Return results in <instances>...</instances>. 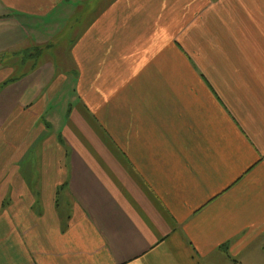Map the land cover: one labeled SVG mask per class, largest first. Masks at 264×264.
<instances>
[{
    "label": "crops",
    "instance_id": "obj_1",
    "mask_svg": "<svg viewBox=\"0 0 264 264\" xmlns=\"http://www.w3.org/2000/svg\"><path fill=\"white\" fill-rule=\"evenodd\" d=\"M0 264H264V0H0Z\"/></svg>",
    "mask_w": 264,
    "mask_h": 264
},
{
    "label": "rangeland",
    "instance_id": "obj_2",
    "mask_svg": "<svg viewBox=\"0 0 264 264\" xmlns=\"http://www.w3.org/2000/svg\"><path fill=\"white\" fill-rule=\"evenodd\" d=\"M88 4V3H87ZM86 10V9H85ZM63 22V23H62ZM59 24H63L64 25V21H60L59 23H57L56 25H59ZM40 25H42L41 23H40ZM56 25H54V26H56ZM44 26V25H43ZM58 37L60 36L61 38H60V40H59V45H61V46H63V47H66L69 43H71L72 42V39H71V36L72 35H70V34H68L67 33V31H65L64 29L62 30V33L61 34H59V35H57ZM52 38V40H51V43H53V42H55V40H56V36H52L51 37ZM38 36L36 35H31V37H30V39H29V42L30 43H34V42H36V43H38ZM37 50H35L34 48H32V52L33 53H40L41 52V54H39V55H35L34 57H33V59H31V60H27L26 62H25V65H24V67L23 66H20V70H21V72H23L24 70L25 71H27L28 69L30 70L31 68H38L39 66H37L36 64H40L42 61V58H43V56H44V53H46V52H48V50L47 49H41L40 47H35ZM62 51L60 50V53H61ZM52 53H55V51L54 50H51L50 51V54H52ZM31 64V65H30Z\"/></svg>",
    "mask_w": 264,
    "mask_h": 264
}]
</instances>
